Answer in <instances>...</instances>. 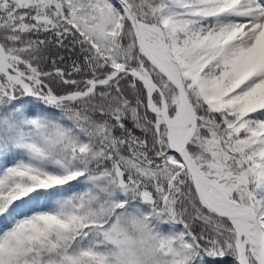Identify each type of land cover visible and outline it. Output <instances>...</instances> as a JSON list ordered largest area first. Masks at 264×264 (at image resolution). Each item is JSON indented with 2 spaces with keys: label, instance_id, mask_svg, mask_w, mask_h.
Masks as SVG:
<instances>
[{
  "label": "snow or ice",
  "instance_id": "6c2138e0",
  "mask_svg": "<svg viewBox=\"0 0 264 264\" xmlns=\"http://www.w3.org/2000/svg\"><path fill=\"white\" fill-rule=\"evenodd\" d=\"M0 264H264V0H0Z\"/></svg>",
  "mask_w": 264,
  "mask_h": 264
}]
</instances>
